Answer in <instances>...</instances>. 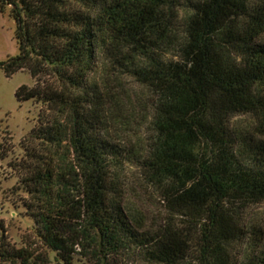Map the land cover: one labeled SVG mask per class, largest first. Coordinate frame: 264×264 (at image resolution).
Here are the masks:
<instances>
[{"label":"trees","instance_id":"16d2710c","mask_svg":"<svg viewBox=\"0 0 264 264\" xmlns=\"http://www.w3.org/2000/svg\"><path fill=\"white\" fill-rule=\"evenodd\" d=\"M7 8L19 54L0 68L27 69L35 84L16 98L41 109L11 164L32 232L17 247L0 222V264H264V229L244 218L264 202V0H0ZM124 77L150 96L147 139L120 129L110 81ZM246 114L252 130L236 131ZM129 166L163 198L157 230L125 208Z\"/></svg>","mask_w":264,"mask_h":264},{"label":"rangeland","instance_id":"374dc122","mask_svg":"<svg viewBox=\"0 0 264 264\" xmlns=\"http://www.w3.org/2000/svg\"><path fill=\"white\" fill-rule=\"evenodd\" d=\"M186 10L180 12L177 22V32L174 44L167 53L168 57L178 54L179 43L183 40L184 32L182 21ZM16 23L9 15V8L3 13L0 10V62H7L19 54V44L16 39ZM35 84L31 73L27 69L17 71L7 76L0 68V143H4L6 132H9L12 147L8 158L0 161V222L4 224L11 242L17 247L23 245L26 236L31 235V221L25 215L22 200L24 193L12 191L19 182L18 173L11 164L24 159V151L20 146L22 139L35 127L41 105L31 100L19 102L16 91L22 85ZM115 90V97L121 105L119 112L122 121L121 128L124 134H137L143 139L150 136V121L152 106L150 96L136 81L124 77L121 80L110 81ZM113 101V99H112ZM254 123L250 115H237L231 119V126L236 131H251ZM124 190V205L132 214L140 212L144 216L145 228L157 230L168 217L160 192L148 183L147 178L136 166H129L122 177ZM247 225H256L264 229V202L251 206L245 213ZM2 228L0 227V237ZM54 264H66L64 262ZM72 264H88L76 257ZM121 264H149L141 258L132 255L124 257Z\"/></svg>","mask_w":264,"mask_h":264}]
</instances>
